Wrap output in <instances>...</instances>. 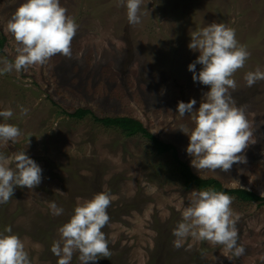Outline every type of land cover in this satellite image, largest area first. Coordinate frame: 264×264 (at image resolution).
<instances>
[{"label": "rangeland", "instance_id": "rangeland-1", "mask_svg": "<svg viewBox=\"0 0 264 264\" xmlns=\"http://www.w3.org/2000/svg\"><path fill=\"white\" fill-rule=\"evenodd\" d=\"M23 2L0 0V38L5 39L0 68L4 59L12 62L16 56L6 24ZM60 5L78 25L71 56L54 55L44 65L0 74V111L13 112L8 120L0 117V123L21 131L14 143L0 141V153L10 157L25 151L42 169L37 187H17L11 200L0 204V232L11 227L31 264H57L51 247L58 229L76 206L107 192L110 220L102 231L111 255L96 264H264V205L232 197L237 243L244 248L238 257L190 236L177 248L173 230L191 191L202 190L186 189L171 153L157 154L141 135L126 138L90 116L66 115L89 108L100 118H135L172 144L197 177L264 197V80L252 87L244 80L247 72L264 71V0H142L140 23L131 25L118 0H60ZM213 22L234 29L250 53L229 92L235 106L243 108L253 137L243 153L246 163L226 173H198L186 153L189 138L179 130L194 125L176 108L194 99L197 110L209 91L192 80L188 65L199 52L188 44L193 32ZM201 69L197 64L196 72ZM21 108L27 113L22 115ZM50 202L63 213L53 215ZM78 255L71 264H80Z\"/></svg>", "mask_w": 264, "mask_h": 264}, {"label": "clouds", "instance_id": "clouds-1", "mask_svg": "<svg viewBox=\"0 0 264 264\" xmlns=\"http://www.w3.org/2000/svg\"><path fill=\"white\" fill-rule=\"evenodd\" d=\"M141 4L142 0H118V6L126 8L130 25L140 23ZM66 13L60 0H25L6 24L16 44V56L12 62L2 61L0 74L44 65L58 54L70 57L78 25ZM188 48L199 52L198 58L188 65L192 80L208 86L209 91L203 94L197 110H194V99L178 102L176 113L180 117L189 116L194 125L191 129L182 126L179 130L189 138L186 153L191 157V167L198 173L203 170L226 173L234 164L247 162L243 153L253 137L243 108L235 106L229 92L236 88L232 77L244 67L250 53L238 43L234 29L216 22L193 32ZM197 64L202 66L199 72H196ZM244 80L252 87L264 80V71L247 72ZM26 113L27 109L21 108V114ZM12 116L11 109L0 111V117L5 120ZM20 135L16 125L0 123V141L5 144L14 143ZM41 179L42 169L25 151L10 157L0 153V204L11 200L17 187L34 189ZM190 196L183 208L182 220L173 230L174 246L179 248L190 236L213 246H223L237 257L242 255L244 248L237 243L232 197L213 189L193 190ZM111 202V195L101 192L75 207L69 221L58 229L59 239L51 247V252L59 258L57 264H71L75 253L79 254L80 264H96L111 255L102 231L110 220L107 209ZM49 208L53 215L63 213L55 202H50ZM11 232V227L0 232V264H31L24 243Z\"/></svg>", "mask_w": 264, "mask_h": 264}, {"label": "trees", "instance_id": "trees-1", "mask_svg": "<svg viewBox=\"0 0 264 264\" xmlns=\"http://www.w3.org/2000/svg\"><path fill=\"white\" fill-rule=\"evenodd\" d=\"M5 43L3 37L0 38V50H2ZM65 113V112H64ZM66 115L72 119L81 120L87 116H90L96 123L103 125L106 128H113L119 130L126 138H130L136 135H141L143 138L149 140L152 143L153 149L159 155L171 153L174 162L177 165V171L181 177V180L186 189L196 187L199 190L213 189L219 192H224L230 197H235L239 201L246 203H257L258 205H264V197L257 195L256 193L246 189H227L214 178L203 179L197 177L191 171V168L186 162L179 159L178 153L172 144L165 143L155 137L152 133L144 127L141 121L131 117H104L100 118L96 116L89 108H78L72 113H66Z\"/></svg>", "mask_w": 264, "mask_h": 264}]
</instances>
